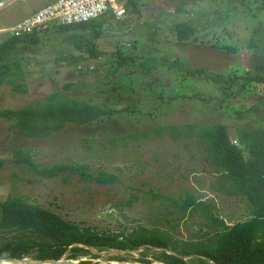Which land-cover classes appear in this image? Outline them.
<instances>
[{
    "label": "rangeland",
    "instance_id": "rangeland-1",
    "mask_svg": "<svg viewBox=\"0 0 264 264\" xmlns=\"http://www.w3.org/2000/svg\"><path fill=\"white\" fill-rule=\"evenodd\" d=\"M51 1L15 0L0 8V44L11 37L10 26ZM178 1L140 0L137 9L122 18L105 15L98 45L106 54L82 64L57 60L73 49L64 43V33L54 28L40 33L43 41L36 45H29L25 37L19 46L24 75L15 77L25 88L16 89L8 81L0 84V110L44 103L55 91L119 110L90 125L69 124L49 137L18 134L12 121L0 116V201L19 195L83 227L132 237L158 234L171 244L124 252L91 247L79 252L75 260L80 262L165 263L163 251L182 256L187 245L215 239L219 225L195 207H182L189 194L216 205L214 211L228 224L251 217L248 200L229 192L230 183L214 169L205 145L187 125L227 124L240 145L241 129L264 126V84L237 83L229 96L220 84L191 75L188 69L223 75L264 73V30L254 36L257 45H249L254 28L264 27V13L249 16L242 8H230L226 0L190 2L185 11L177 12ZM183 20L198 30L179 42L176 24ZM120 55L134 58V64H120ZM164 56L179 61L181 68L147 69L150 60ZM87 61L89 67L83 64ZM170 126L180 130L177 137ZM159 128L161 133L155 131ZM144 130L150 133L144 136ZM132 133L137 136L125 137ZM25 148L42 165L86 166L88 173L106 171L118 180L89 181L68 170L54 177L38 176L15 161L14 151ZM21 237L39 240L29 229L0 226V242ZM70 253L63 258L71 259ZM183 257L193 264L199 260L197 254Z\"/></svg>",
    "mask_w": 264,
    "mask_h": 264
},
{
    "label": "trees",
    "instance_id": "trees-1",
    "mask_svg": "<svg viewBox=\"0 0 264 264\" xmlns=\"http://www.w3.org/2000/svg\"><path fill=\"white\" fill-rule=\"evenodd\" d=\"M139 1L128 0L127 11L136 10ZM199 1L202 0H179L176 10L177 12L185 11V4ZM226 2L234 10L242 8L249 16L253 13L254 17L259 18L260 14L264 13V0H226ZM257 10L259 12L256 13ZM102 17L68 25H52L51 28L61 34L64 33V43L73 49L71 52L67 51L62 54L57 60L68 61L70 64H82L80 62H84V60H97L103 57L106 52L98 45V39L102 36ZM111 17L116 18L114 14H111ZM176 29L179 42H185L198 30L189 20L178 22ZM262 30H264L263 25L254 28L249 37V45L255 43L257 45L254 36L260 34ZM40 36L39 33H35L26 37L29 39L28 44L41 43L43 40ZM24 39L25 37L11 36L0 44V84L8 81L16 89L25 88L18 86L15 78L24 75L19 49ZM26 47L27 44H23L22 49ZM223 47L229 51L238 49L236 46ZM120 58V64H134L132 57L120 55ZM150 61L151 63L146 66L147 69L156 65L181 68L179 61H172L168 56ZM83 64L89 67L88 61ZM188 73L202 75L201 77L220 84L223 91L227 92L229 96L233 94L232 87L237 83L243 85L264 84V73L260 72L247 71L240 75H223L214 74L204 68H196L188 69ZM261 102L264 104V95L261 97ZM256 108L258 109V107ZM118 111L117 108L107 104L91 103L83 99L69 97L61 91H55L47 96L44 103H29L16 109L4 108L0 110V116L12 121V127L18 130V134L27 137H49L63 130L69 124L90 125L104 117L109 118ZM187 126L190 127L188 132L195 131L199 142L205 145L214 169L220 173L223 180L230 183L229 192L248 200L251 217L228 224L214 211L217 208L216 205H210L189 194L182 207H195L201 211L203 217L219 225L215 239L187 245L186 250H180L182 256L163 251L161 258L168 264H193L183 256L197 254L199 256L197 264H208V261H212L214 264H264V126L241 129L238 137L240 145L234 143L227 124H188ZM170 127L174 129L173 135L177 137L180 133L178 127ZM155 131L161 133L162 129L159 128ZM141 133L147 136L150 130H144ZM135 136L137 134L132 133L125 137ZM14 158L17 163L26 164L41 177H54L68 170L78 172L83 179L89 181L106 183L118 180V176L106 171H101L98 175L88 173L86 166L42 165L35 160L32 150L29 148L16 149ZM176 203L179 201L176 200ZM0 214L1 227L10 231L29 229L39 238L37 240L21 237L0 242V258L33 256L35 259H58L70 250L69 258L76 259L80 251H89L85 246L99 249L136 250L147 245L159 248H168L171 245L167 238L158 234L132 237V234L117 235L100 232L91 227H83L76 222L65 220L56 212L19 195L10 196L5 201H0ZM75 244H84L85 246ZM144 262L148 261L144 260ZM82 263L90 264L85 261ZM133 263L141 264L138 261Z\"/></svg>",
    "mask_w": 264,
    "mask_h": 264
},
{
    "label": "built area",
    "instance_id": "built-area-1",
    "mask_svg": "<svg viewBox=\"0 0 264 264\" xmlns=\"http://www.w3.org/2000/svg\"><path fill=\"white\" fill-rule=\"evenodd\" d=\"M15 0H0V8ZM128 0H53L7 29L10 36L24 38L47 31L52 25L91 21L107 14L122 18Z\"/></svg>",
    "mask_w": 264,
    "mask_h": 264
},
{
    "label": "water",
    "instance_id": "water-1",
    "mask_svg": "<svg viewBox=\"0 0 264 264\" xmlns=\"http://www.w3.org/2000/svg\"><path fill=\"white\" fill-rule=\"evenodd\" d=\"M75 245H80V244H75ZM81 246H85V245H81ZM72 247V246H71ZM87 248H91L89 246H85ZM119 250V249H117ZM119 251H128V250H119ZM131 251V250H129ZM36 261V262H40V263H44V262H48L47 264H83L82 262L75 260V259H64L63 256L61 258H46V259H31L28 257H24V258H18V257H7V258H0V264L3 263L4 261H11L13 264H23L22 261ZM141 264H151L149 262H139ZM168 264V263H166Z\"/></svg>",
    "mask_w": 264,
    "mask_h": 264
},
{
    "label": "bare ground",
    "instance_id": "bare-ground-1",
    "mask_svg": "<svg viewBox=\"0 0 264 264\" xmlns=\"http://www.w3.org/2000/svg\"><path fill=\"white\" fill-rule=\"evenodd\" d=\"M23 264H47L48 262H44V263H40V262H36V261H30L28 262L27 260L26 261H22ZM1 264H13L11 261H4L3 263ZM111 264H136V263H133V262H130V261H127V262H116V261H111ZM159 264H165V263H159Z\"/></svg>",
    "mask_w": 264,
    "mask_h": 264
}]
</instances>
